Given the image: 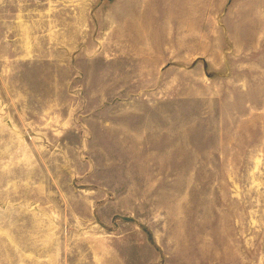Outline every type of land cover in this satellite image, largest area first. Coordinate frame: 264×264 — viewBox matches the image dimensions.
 I'll list each match as a JSON object with an SVG mask.
<instances>
[{"label":"rangeland","instance_id":"1","mask_svg":"<svg viewBox=\"0 0 264 264\" xmlns=\"http://www.w3.org/2000/svg\"><path fill=\"white\" fill-rule=\"evenodd\" d=\"M107 26L220 72L149 115ZM0 264H264V0H0Z\"/></svg>","mask_w":264,"mask_h":264},{"label":"crops","instance_id":"2","mask_svg":"<svg viewBox=\"0 0 264 264\" xmlns=\"http://www.w3.org/2000/svg\"><path fill=\"white\" fill-rule=\"evenodd\" d=\"M109 23V20H108ZM201 27V26H200ZM195 31L188 35V41L183 43L181 41L177 45L169 44L164 47H153L154 40L151 33V47H109L111 42L108 38L105 40L102 37L109 36L113 31L120 29H114L113 26L100 29V54L108 57V52H142L143 58L137 57L138 61H141L139 66L145 65V68L141 71H133L132 77L143 75L144 82L147 81L148 93L147 100L149 106V115H151V102L156 99L166 101L168 99L167 89L176 84L177 77L189 76L190 78L197 79L203 78L205 72L212 74H219V60L221 58L219 47H204L203 46V30L195 28ZM134 32L139 34L138 28H135ZM120 54H117L118 57ZM233 58V57H232ZM224 67L227 68V64L231 61L230 57L223 58ZM207 69V70H206ZM134 83V79L132 81ZM157 84L158 87H154ZM134 95V94H133ZM117 98V96L115 97ZM139 97L133 96L132 99H138ZM151 136V129L149 131Z\"/></svg>","mask_w":264,"mask_h":264}]
</instances>
